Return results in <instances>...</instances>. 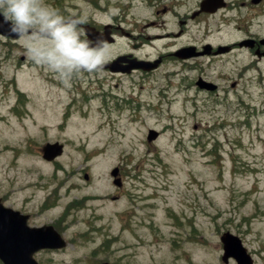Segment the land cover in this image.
Segmentation results:
<instances>
[{
	"label": "rangeland",
	"instance_id": "rangeland-1",
	"mask_svg": "<svg viewBox=\"0 0 264 264\" xmlns=\"http://www.w3.org/2000/svg\"><path fill=\"white\" fill-rule=\"evenodd\" d=\"M45 2L65 18L85 17L97 27L119 25L116 42L109 45L111 61L135 52L138 40L146 43L140 56L162 54L166 61L155 73H85L75 77L83 94H72L28 58L19 40L0 39V198L29 210L36 225L66 229L68 246L40 252L37 260L225 264L221 236L230 232L255 252L256 264H264V96L258 85L246 87L258 72L232 60L175 61L169 54L191 41L201 43L204 29L190 24L176 39L171 33L179 29L177 19L155 17L144 0ZM194 6L190 0L181 12ZM121 30L143 37L134 41ZM260 68L264 71V65ZM220 72L240 80L237 89L219 80ZM199 76L224 90H200ZM14 78L29 109L22 121L8 113L16 95L5 82ZM130 82L136 84L133 92ZM244 89L253 96L232 95L244 97ZM151 129L160 134L154 142L147 140ZM56 141L65 144L64 154L58 163L47 162L41 148ZM116 167L122 190L111 177Z\"/></svg>",
	"mask_w": 264,
	"mask_h": 264
},
{
	"label": "flooded vegetation",
	"instance_id": "flooded-vegetation-1",
	"mask_svg": "<svg viewBox=\"0 0 264 264\" xmlns=\"http://www.w3.org/2000/svg\"><path fill=\"white\" fill-rule=\"evenodd\" d=\"M189 1L190 0H144V3L148 4V7L153 9V13L157 18L170 14L177 19L179 29L171 33L176 39L185 36V26L195 23L198 29H204L210 35H218L219 39L223 36H230L231 41L217 44L210 43L209 41L201 44L189 42L176 48L175 52L185 47H194L196 48V50L193 51L194 54H203L194 60L215 59L217 62H228L233 60L240 64L244 62L243 65H247L246 67L256 68L259 78L264 80V71L260 68V65H264V0H215L218 3V9L213 13H207L201 7L205 0H192L195 2V6L192 9H187L183 14L181 10L187 8ZM208 18H213L215 23L203 24V21ZM155 24L156 22L151 23V25ZM98 29L103 32L104 27L103 29ZM119 30V25L112 24L109 28V31L113 32L114 35L116 31ZM121 32L127 37L134 39V41H136L138 37H143V35L138 34L135 36L123 30H121ZM167 36H170V34ZM150 38L151 37L148 36L146 39L149 40ZM145 44L143 40H138L133 47L134 49L138 47L137 49L140 51ZM139 51L128 55L142 60H150L147 57L140 56ZM173 54L174 52H171L169 56L174 57ZM159 58L162 63L166 61V56L162 54ZM238 82L239 81L234 83L237 84ZM130 85L133 89L134 84L131 82ZM15 94L17 95L16 103L10 108V111L17 116H22L23 95L17 87L15 88ZM21 211L30 215L31 225L38 226L33 223V215L28 212L29 210L21 208Z\"/></svg>",
	"mask_w": 264,
	"mask_h": 264
},
{
	"label": "clouds",
	"instance_id": "clouds-1",
	"mask_svg": "<svg viewBox=\"0 0 264 264\" xmlns=\"http://www.w3.org/2000/svg\"><path fill=\"white\" fill-rule=\"evenodd\" d=\"M0 29L18 38L28 58L70 86L75 77L102 73L112 49L101 38L82 39L85 17L65 18L45 0H0Z\"/></svg>",
	"mask_w": 264,
	"mask_h": 264
},
{
	"label": "water",
	"instance_id": "water-1",
	"mask_svg": "<svg viewBox=\"0 0 264 264\" xmlns=\"http://www.w3.org/2000/svg\"><path fill=\"white\" fill-rule=\"evenodd\" d=\"M2 19V17H0ZM0 33L11 35L7 32V26L0 29ZM125 60L120 58L119 61ZM116 63L106 65L112 70H116ZM149 63L138 62L126 68L131 71L134 68H143L151 70L159 65L156 62L147 66ZM125 70V71H126ZM158 134L154 131L150 132L149 140L156 139ZM63 153V147L59 144H48L44 148V157L53 160ZM118 170L113 172L117 175ZM27 219L5 209L0 205V259L4 264H38L33 255L41 249H59L66 246V242L62 239L53 227H43L41 229H31L27 226ZM224 243L225 254L223 260L228 261L230 257H234L239 264H252L251 257L246 250L242 248L240 241L226 234L222 237Z\"/></svg>",
	"mask_w": 264,
	"mask_h": 264
},
{
	"label": "trees",
	"instance_id": "trees-1",
	"mask_svg": "<svg viewBox=\"0 0 264 264\" xmlns=\"http://www.w3.org/2000/svg\"><path fill=\"white\" fill-rule=\"evenodd\" d=\"M0 264H1V262H0Z\"/></svg>",
	"mask_w": 264,
	"mask_h": 264
}]
</instances>
